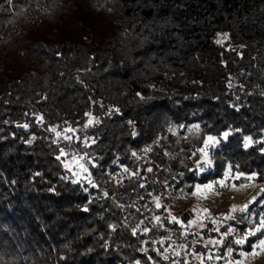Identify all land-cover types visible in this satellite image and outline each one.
Returning <instances> with one entry per match:
<instances>
[{"label": "trees", "instance_id": "obj_1", "mask_svg": "<svg viewBox=\"0 0 264 264\" xmlns=\"http://www.w3.org/2000/svg\"><path fill=\"white\" fill-rule=\"evenodd\" d=\"M228 166L264 182V0H0V264H242L261 191L218 228L153 219Z\"/></svg>", "mask_w": 264, "mask_h": 264}, {"label": "rangeland", "instance_id": "obj_2", "mask_svg": "<svg viewBox=\"0 0 264 264\" xmlns=\"http://www.w3.org/2000/svg\"><path fill=\"white\" fill-rule=\"evenodd\" d=\"M224 133L221 136H224ZM57 134L65 143H72L73 140L78 137V132L75 128H66L63 131H57ZM66 136L70 137V139H65ZM221 136L216 134L207 135L200 148V150L204 149V152L207 153V158L210 159V146L216 143L208 141V137H213L215 141H219ZM246 143H248V141H246ZM200 150L194 155L193 162L201 169L202 165L205 164V156ZM62 152L65 156V164L68 165L67 168L76 179L80 180L90 177V168L84 154L79 151L75 153ZM80 165H83V168H81ZM84 168L87 169V172L84 171ZM240 176L241 174L239 172H231L228 166L222 176L205 182H198L195 186H199V191L194 187L192 193L183 199L173 200L172 202L167 200L169 198L159 199L156 202V206L158 208L162 207L163 204H166V206H164L165 209L162 212L153 214L154 222L164 223L163 218L165 216L170 221L174 220L173 217H175V220L181 222L182 219L179 215V211L182 208H186V205H188L192 207L194 211L192 218L188 221V230H192L193 232L200 231V228L206 224L207 218H211L215 222L214 228H218L217 221L219 217L226 215L234 209L243 207L264 188V182L257 181L253 176H249L251 179L248 178L247 181L240 180ZM218 182H222V184ZM207 185H212V187L208 188L206 187ZM165 246L167 251L171 250L169 245ZM172 252L174 254H180V249L174 248ZM186 259L188 260V258ZM236 263L264 264V246H259L248 251L242 258L236 260ZM170 264L174 263L170 261Z\"/></svg>", "mask_w": 264, "mask_h": 264}, {"label": "snow or ice", "instance_id": "obj_3", "mask_svg": "<svg viewBox=\"0 0 264 264\" xmlns=\"http://www.w3.org/2000/svg\"><path fill=\"white\" fill-rule=\"evenodd\" d=\"M89 123H91V121H89ZM129 123H131V122H129ZM23 127H27V125H23ZM52 131L55 132L56 129L53 128ZM70 131H71V129H70ZM227 135H228L227 133H224L225 138L227 137ZM65 139H70V137H67L66 136ZM208 141L216 142L215 141V138H213V137H208ZM200 151L204 153V156H205V161L204 162L210 166L211 165V160L209 158H207V153L204 152V149H201ZM62 154H63V152H62ZM65 167H68V165L65 164ZM80 167L83 168V165H80ZM201 170H203V169H201ZM84 171L87 172V169L84 168ZM249 179H251V177H249ZM218 183H221L222 184V182H218ZM195 187H196L197 191H199V186H195ZM206 187L211 188L212 185H207ZM261 193L264 194V189H261ZM256 199H257L256 197H253V201H250V203L255 202ZM246 208H247V205H245L244 208L241 209V211H244ZM173 219L175 220L176 218L173 217ZM262 229H264V219H261L260 220V227L256 228L255 231L249 230V232L243 238L236 239L234 242L236 244H244L245 243V240L247 239V235H255V233L257 231H261ZM261 234L264 235V231H261ZM259 246H264V240H261L260 241V245H253L252 247L255 249L256 247H259ZM231 251H232V249L229 248V252H231ZM165 258H167V257H165Z\"/></svg>", "mask_w": 264, "mask_h": 264}]
</instances>
